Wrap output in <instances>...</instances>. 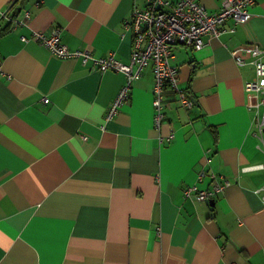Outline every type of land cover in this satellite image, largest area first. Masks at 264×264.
Returning <instances> with one entry per match:
<instances>
[{"label":"crops","instance_id":"crops-1","mask_svg":"<svg viewBox=\"0 0 264 264\" xmlns=\"http://www.w3.org/2000/svg\"><path fill=\"white\" fill-rule=\"evenodd\" d=\"M147 1L0 0V264H264V126L244 88L252 57L233 55L264 49V0L201 51H175L194 105L168 89L161 121L152 65L110 119L127 76L37 39L59 30L72 51L130 64L124 20ZM199 2L215 14L224 0ZM213 174L223 193L185 196Z\"/></svg>","mask_w":264,"mask_h":264},{"label":"built area","instance_id":"built-area-1","mask_svg":"<svg viewBox=\"0 0 264 264\" xmlns=\"http://www.w3.org/2000/svg\"><path fill=\"white\" fill-rule=\"evenodd\" d=\"M255 0H224L222 8L215 14L209 13L199 0H148L144 8H134L128 18L124 20V28L134 34V45L130 64L118 61L114 55L95 59L90 52L72 51L61 42L59 30H54L50 36L37 34V39L54 55L64 59L81 58L83 62L93 60L98 70H117L127 76V83L115 98L108 117L113 118L130 97L132 83L141 78L143 70L152 65L155 75L154 100L155 118L158 121L165 117L163 113L166 92L168 89L178 93L184 107H192L193 100L188 91L182 89L179 83V69L172 65L174 53L181 45L191 43L196 51L205 47V37H218L225 33L224 28L228 20L236 25L246 23L251 18L250 8ZM29 15V14H27ZM234 31V29H233ZM232 31V32H233ZM241 54L252 57L251 64L255 70V79L244 85L249 96L248 108L255 112L260 119L258 131H263L264 85L259 79L264 77V49L251 45L233 51L238 66L248 63ZM49 102V100H45ZM205 176L201 172L200 178ZM230 185L227 179L212 175L210 189H200L194 186L186 189V197H195L202 202H210L223 193Z\"/></svg>","mask_w":264,"mask_h":264},{"label":"trees","instance_id":"trees-1","mask_svg":"<svg viewBox=\"0 0 264 264\" xmlns=\"http://www.w3.org/2000/svg\"><path fill=\"white\" fill-rule=\"evenodd\" d=\"M8 27H9V26L5 27V29H4L3 31H1L0 34H4L5 32H8V31H9V28H8Z\"/></svg>","mask_w":264,"mask_h":264},{"label":"rangeland","instance_id":"rangeland-1","mask_svg":"<svg viewBox=\"0 0 264 264\" xmlns=\"http://www.w3.org/2000/svg\"><path fill=\"white\" fill-rule=\"evenodd\" d=\"M153 107H154V105H153ZM154 110H155V108H154Z\"/></svg>","mask_w":264,"mask_h":264},{"label":"bare ground","instance_id":"bare-ground-1","mask_svg":"<svg viewBox=\"0 0 264 264\" xmlns=\"http://www.w3.org/2000/svg\"><path fill=\"white\" fill-rule=\"evenodd\" d=\"M71 50V49H70Z\"/></svg>","mask_w":264,"mask_h":264}]
</instances>
